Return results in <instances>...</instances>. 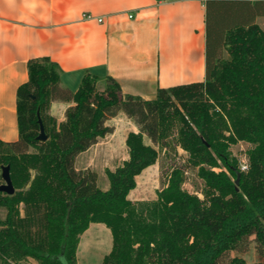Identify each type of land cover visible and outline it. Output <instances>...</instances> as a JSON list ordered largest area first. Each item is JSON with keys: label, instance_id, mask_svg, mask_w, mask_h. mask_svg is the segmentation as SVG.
Listing matches in <instances>:
<instances>
[{"label": "trees", "instance_id": "1", "mask_svg": "<svg viewBox=\"0 0 264 264\" xmlns=\"http://www.w3.org/2000/svg\"><path fill=\"white\" fill-rule=\"evenodd\" d=\"M213 3L206 4L205 81L158 88L153 100L123 95L111 78L100 93V79L89 73L73 93L61 87L57 63L48 57L28 61V81L17 91L19 137L0 140V170L10 167L15 188L13 195L0 192L6 210L1 262L77 264L80 237L92 224H104L112 249L102 264H226L224 257L250 240L264 264V31L256 23L264 7L225 1L213 16ZM56 99L73 103L62 122L48 114ZM119 112L139 131L127 135L129 157L106 171L109 188L102 190L96 173L78 171L75 163L113 132L106 122ZM39 117L45 142L37 140ZM173 136L174 149L188 154L204 182L203 198L184 189L185 171L174 167L156 200L134 203L129 194L136 178L157 163ZM240 142L253 146L246 171L230 150Z\"/></svg>", "mask_w": 264, "mask_h": 264}, {"label": "crops", "instance_id": "2", "mask_svg": "<svg viewBox=\"0 0 264 264\" xmlns=\"http://www.w3.org/2000/svg\"><path fill=\"white\" fill-rule=\"evenodd\" d=\"M208 1L213 16L225 1L264 7V0H0V140L19 137L17 91L31 59L57 63L60 85L73 93L86 73L145 100L158 88L204 82ZM256 23L264 31V16ZM72 105L54 100L50 115L62 122Z\"/></svg>", "mask_w": 264, "mask_h": 264}, {"label": "rangeland", "instance_id": "3", "mask_svg": "<svg viewBox=\"0 0 264 264\" xmlns=\"http://www.w3.org/2000/svg\"><path fill=\"white\" fill-rule=\"evenodd\" d=\"M215 40V38L211 40V51L215 48ZM225 56L228 57L227 53H225ZM106 86V81H98L96 85L97 91L100 93L104 92ZM61 87L63 86L61 85ZM48 114H50V108ZM106 124L113 128V132L105 138L100 139L89 150L80 154L75 163L78 171L84 172L89 170L96 173L97 185L102 190L109 188L106 171H114L129 157L125 142L127 135L130 132L139 131V127L134 120L129 118L124 112H119L115 117H109ZM174 139V136L170 138V145L159 152L157 163L147 168L136 178V187L129 194V199L134 203L156 200L157 192L167 185L169 174L174 167H182L185 171L184 189L203 198L201 192L204 189V182L199 178L198 170L188 164V154L180 148L174 149ZM144 142L147 145H152L147 136H144ZM252 147V145L246 142H240L231 146V153L238 160L240 168L248 162L247 154ZM0 174H2L1 170ZM4 183L2 178L0 184ZM5 215L6 210L0 208V217L4 218ZM111 249L112 235L110 230L104 224H92L80 237L77 250V264H102L104 257ZM234 257L243 258L245 264H259L255 241L250 240L245 248L228 253L222 261L227 264ZM0 264L5 263L0 261ZM12 264H37V262L28 258L19 263Z\"/></svg>", "mask_w": 264, "mask_h": 264}, {"label": "water", "instance_id": "4", "mask_svg": "<svg viewBox=\"0 0 264 264\" xmlns=\"http://www.w3.org/2000/svg\"><path fill=\"white\" fill-rule=\"evenodd\" d=\"M38 122L40 124V133L37 137V140L41 142H45L48 137L45 133L44 126L42 123L41 118L39 117ZM2 178L4 180V184L0 185V192H3L8 195H13L15 193V188L13 186L12 180H11V175H10V167L9 166H4L2 168ZM239 183V179L236 181V185Z\"/></svg>", "mask_w": 264, "mask_h": 264}, {"label": "built area", "instance_id": "5", "mask_svg": "<svg viewBox=\"0 0 264 264\" xmlns=\"http://www.w3.org/2000/svg\"><path fill=\"white\" fill-rule=\"evenodd\" d=\"M85 18L90 19L91 16L90 15H85ZM99 21L102 22V19H99ZM247 168H248V162L241 167V171H246Z\"/></svg>", "mask_w": 264, "mask_h": 264}]
</instances>
